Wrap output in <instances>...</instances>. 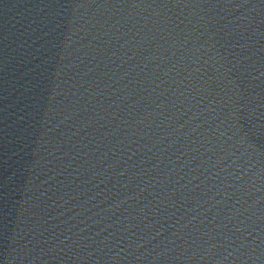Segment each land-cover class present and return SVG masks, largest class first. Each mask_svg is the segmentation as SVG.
Listing matches in <instances>:
<instances>
[{"label":"water","instance_id":"water-1","mask_svg":"<svg viewBox=\"0 0 264 264\" xmlns=\"http://www.w3.org/2000/svg\"><path fill=\"white\" fill-rule=\"evenodd\" d=\"M0 264H264V0H0Z\"/></svg>","mask_w":264,"mask_h":264}]
</instances>
